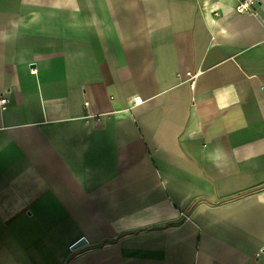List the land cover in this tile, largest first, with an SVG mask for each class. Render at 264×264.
Segmentation results:
<instances>
[{
  "label": "crops",
  "instance_id": "obj_1",
  "mask_svg": "<svg viewBox=\"0 0 264 264\" xmlns=\"http://www.w3.org/2000/svg\"><path fill=\"white\" fill-rule=\"evenodd\" d=\"M237 5L0 0V264H264V0Z\"/></svg>",
  "mask_w": 264,
  "mask_h": 264
},
{
  "label": "built area",
  "instance_id": "obj_2",
  "mask_svg": "<svg viewBox=\"0 0 264 264\" xmlns=\"http://www.w3.org/2000/svg\"><path fill=\"white\" fill-rule=\"evenodd\" d=\"M258 0H238V5H237V9L238 11L242 12V13H248V12H252V13H256L258 14L257 11V4ZM9 102V95H3L1 97V103L6 106ZM83 238H81L80 240H77L76 242H74V244L72 245L73 248H77L80 247L81 245L85 244L88 242V239H86L85 241H83Z\"/></svg>",
  "mask_w": 264,
  "mask_h": 264
},
{
  "label": "water",
  "instance_id": "obj_3",
  "mask_svg": "<svg viewBox=\"0 0 264 264\" xmlns=\"http://www.w3.org/2000/svg\"><path fill=\"white\" fill-rule=\"evenodd\" d=\"M85 240H86V238H85V239H83V240H82V242H83V241H85Z\"/></svg>",
  "mask_w": 264,
  "mask_h": 264
}]
</instances>
